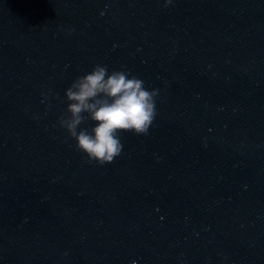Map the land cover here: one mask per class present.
Listing matches in <instances>:
<instances>
[{
    "label": "clouds",
    "instance_id": "9594fccd",
    "mask_svg": "<svg viewBox=\"0 0 264 264\" xmlns=\"http://www.w3.org/2000/svg\"><path fill=\"white\" fill-rule=\"evenodd\" d=\"M171 3L165 0L166 7ZM157 95L158 90L146 88L129 70L109 72L107 65L96 64L65 90L67 106L58 124L89 163L103 166L121 155V133L148 134L157 114ZM89 121L90 129L81 127Z\"/></svg>",
    "mask_w": 264,
    "mask_h": 264
}]
</instances>
